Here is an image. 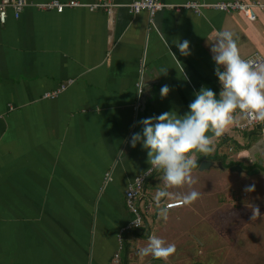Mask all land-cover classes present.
<instances>
[{"label": "crops", "instance_id": "obj_1", "mask_svg": "<svg viewBox=\"0 0 264 264\" xmlns=\"http://www.w3.org/2000/svg\"><path fill=\"white\" fill-rule=\"evenodd\" d=\"M51 1L27 0L19 19L10 12L0 24V264H109L118 233L131 220L127 186L149 167L146 151L128 142L140 131L138 122L168 111L183 115L201 86L218 93L210 45L220 30L233 33L242 58L260 54L264 60V12L248 21L240 13L164 10L151 22L146 12L131 15L122 7L134 0H114L121 7L112 14L36 8ZM176 40L189 42V55L180 54ZM69 81L57 98L43 99ZM164 85L169 91L161 97ZM212 146L194 158L213 166L192 169L191 184L168 187L162 207L190 191L204 193L198 175L215 169L239 177L259 165L257 177H264V136L258 129L238 132L230 125L212 137ZM210 158L243 172L220 169ZM161 177L157 171L149 179L140 200L141 209H149L144 227L125 234V264H264L256 251L233 250L239 237L233 229L223 236L212 225L198 227L207 218L192 216V209L198 213L192 204L167 210L168 219H161L153 201L156 190L165 187ZM229 205L233 202L214 205L219 218ZM234 219L232 213L228 226ZM152 235L175 244L166 262L137 255Z\"/></svg>", "mask_w": 264, "mask_h": 264}, {"label": "clouds", "instance_id": "obj_2", "mask_svg": "<svg viewBox=\"0 0 264 264\" xmlns=\"http://www.w3.org/2000/svg\"><path fill=\"white\" fill-rule=\"evenodd\" d=\"M175 46L181 55L190 54L187 40H176ZM210 53L214 75L220 85L218 93L201 86L193 93L194 99L183 115L168 111L143 118L138 122L140 131L133 133L128 141L132 148L139 144L146 151L149 167L142 172L144 177L153 170L162 171L165 187L156 190L153 201L157 205L158 216L165 221L168 219L167 208L161 206V200L169 196L166 189L193 183L191 170L198 164L195 153L208 154L213 150L212 137H220L236 122L234 113L238 110L253 120L264 121V63L253 66L251 59L242 58L233 33L228 30L217 33L210 45ZM143 80L140 81L139 92ZM168 91L167 85L162 86L161 97ZM252 190L253 185L245 189ZM198 196V192L190 191L182 196V203L189 205ZM254 212L258 213V209ZM175 250V244H166L162 238L152 235L146 246L137 249V255L166 262Z\"/></svg>", "mask_w": 264, "mask_h": 264}, {"label": "built area", "instance_id": "obj_3", "mask_svg": "<svg viewBox=\"0 0 264 264\" xmlns=\"http://www.w3.org/2000/svg\"><path fill=\"white\" fill-rule=\"evenodd\" d=\"M28 6L27 0H0V24H6L9 13L11 12L14 19H19L24 9ZM121 7L116 4L114 0H97L92 4H84L82 2L71 0L68 2H61L54 0L45 4H37L36 8L39 10L50 11L54 10L57 13H63L66 9H86L91 12L96 10H104L108 14H112L115 8ZM131 15H137L141 12H146L152 22L153 17L164 10H172L178 14L183 11H191L197 16H201L204 10H211L225 14L240 13L248 21H256L258 19V12H264V2H244L242 0L216 2L211 4L200 3L196 1L187 2L181 5L165 4L161 0H134L130 4L122 5ZM246 59L253 61V66L258 63H263V57L260 54L250 56ZM73 81L63 84L55 91L49 92L43 96L44 100H52L57 98ZM141 92V91H140ZM234 120L236 121L232 127L238 132H251L258 129L261 135L264 136V121L253 120L249 115L243 114L238 110L234 113ZM153 170L148 176L143 174L135 177L127 186L125 191V203L131 220L128 225L119 231L117 236V249L113 254L112 260L109 264H124V236L130 230H141L144 227L145 214L149 209L142 210L140 207V200L145 196L146 184L149 178L154 174ZM110 174L106 175V183L110 180ZM184 206L182 201L168 202L165 207L167 210L176 209Z\"/></svg>", "mask_w": 264, "mask_h": 264}, {"label": "rangeland", "instance_id": "obj_4", "mask_svg": "<svg viewBox=\"0 0 264 264\" xmlns=\"http://www.w3.org/2000/svg\"><path fill=\"white\" fill-rule=\"evenodd\" d=\"M218 164V168H223L220 162ZM154 173L156 174L157 170ZM198 178L199 183L203 185L204 193H200L198 198L191 203L196 206L198 211L197 213L194 211L195 209H192L191 215L207 218V222H200L202 226L198 227L212 225L216 230L222 229L223 236H227L231 232L229 228L233 229V232L235 231L239 236L238 241L234 242L233 250L242 253L253 250L260 257L264 256V177L260 178L257 175L237 177V175L231 176L228 173L222 174L215 169L202 174V176L198 175ZM249 185H253L254 190L245 191ZM230 187L233 188L231 192ZM220 201L233 202V207L229 205L221 209L222 219L217 215L219 210L214 208V205L217 206ZM197 202H200V205L197 206ZM256 208L258 213L254 212ZM232 213L237 215L238 221L234 219L236 224L228 226ZM220 223L222 224L220 225ZM260 260L262 261V258Z\"/></svg>", "mask_w": 264, "mask_h": 264}, {"label": "water", "instance_id": "obj_5", "mask_svg": "<svg viewBox=\"0 0 264 264\" xmlns=\"http://www.w3.org/2000/svg\"><path fill=\"white\" fill-rule=\"evenodd\" d=\"M213 166V163L210 162V161H203L201 162V164L199 165V168L198 170L200 172H203V171H207L209 170L211 167ZM230 172H233V173H242L243 170L241 167L239 166H233L230 168ZM246 174V176L248 177H251V176H254V175H258L259 174V170H251V171H247V172H244Z\"/></svg>", "mask_w": 264, "mask_h": 264}, {"label": "trees", "instance_id": "obj_6", "mask_svg": "<svg viewBox=\"0 0 264 264\" xmlns=\"http://www.w3.org/2000/svg\"><path fill=\"white\" fill-rule=\"evenodd\" d=\"M212 161H218V162H220L221 164H222V166H223V168H225V169H229V168H231L233 165H236V164H225V162H224V160H222V159H219V158H210ZM203 161V159H200V161L198 162V164H197V167L201 164V162ZM255 168H259L260 169V166L259 165H256V166H253V167H251L250 168V170H253V169H255ZM261 170V169H260ZM262 171V170H261ZM156 174L154 173V176H155ZM131 231H134V230H130V231H128V232H126L125 234H128V233H130ZM125 236H124V251L125 250H127V247H125L126 245H125V243H126V241H125ZM124 264H125V260H124Z\"/></svg>", "mask_w": 264, "mask_h": 264}]
</instances>
